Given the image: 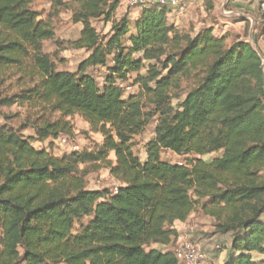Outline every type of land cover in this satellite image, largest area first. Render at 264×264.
<instances>
[{
    "label": "trees",
    "instance_id": "trees-1",
    "mask_svg": "<svg viewBox=\"0 0 264 264\" xmlns=\"http://www.w3.org/2000/svg\"><path fill=\"white\" fill-rule=\"evenodd\" d=\"M37 2L0 0V87L15 89L0 108L33 118L0 124V264H178L174 224L195 211L230 235L221 264H264V53L247 42L248 22L234 20L245 38L220 33L209 0L188 29L158 3L117 17L120 0ZM64 13L80 27L74 40L57 38ZM254 18L261 35V11ZM67 51L86 54L74 71L59 70ZM76 117L100 141L52 155L59 136L74 138ZM151 121L141 161L134 140ZM101 169L114 189L87 188Z\"/></svg>",
    "mask_w": 264,
    "mask_h": 264
},
{
    "label": "rangeland",
    "instance_id": "rangeland-1",
    "mask_svg": "<svg viewBox=\"0 0 264 264\" xmlns=\"http://www.w3.org/2000/svg\"><path fill=\"white\" fill-rule=\"evenodd\" d=\"M230 1L232 0H227L224 4V8L226 9V11H229ZM241 8L242 7H234V9H236L240 14H247V12L243 8V10ZM34 9L40 11H47L49 9V0H38L36 5L34 6ZM223 11L225 10L223 9ZM226 11L225 13H229ZM237 18L238 17H231L228 18V20L234 22V20ZM61 19L62 20L58 24V28L56 30L57 38L61 40L76 39L79 34L80 27L76 24H73L69 18V15L66 13L62 14ZM219 26L223 27V25ZM229 34L233 35L235 33H233L232 31L229 32ZM241 34H243V31L241 32ZM247 42L250 43V41ZM44 50L45 52L50 53V55L53 56V54L51 53L54 50L53 43L45 42ZM62 56L67 60V63L65 66H61L59 70L61 69L66 71H74L79 61L83 58L84 53L67 51ZM93 75L96 78L97 82L100 84L101 72H94ZM12 81L13 80L5 82V84L0 87V94L1 92L3 93V95L5 93H14L15 89L13 88L14 85L11 83ZM136 93V88L131 87V89L127 92L126 96L128 94ZM30 114L26 107L21 108L17 105H14L12 107H3L0 108V124L3 123V117L7 116V121L9 122V124L17 128L23 123H28V119H33L28 118V116H32V113ZM72 122L74 124V138H67V145H55L54 148L52 146V155L54 154V156H61L73 150L90 149L92 148L93 144L100 141V137L98 135L89 133L88 126L81 119L76 117L72 120ZM154 127L155 121H151L146 127L145 131L140 136L136 137L134 140V153L140 158L141 161H143L146 157L144 147L145 144L153 138ZM21 134L24 136H30L33 135V132L31 128H28L23 129ZM34 147L39 148V145L34 144ZM161 158L164 161H168L171 163H183V161L187 157L177 156L170 152H163ZM86 182L87 188L94 190L102 188L114 189L117 185V182L113 178H111L109 172L105 169H101L98 172L88 174L86 177ZM177 233L178 239H191L193 243L197 246V248L206 256L207 261L210 264H217V260L221 258L223 260L224 258H226L227 252L225 251L227 250V244L230 240V235H222L217 233L215 229V221L212 218L203 215L201 211H195L193 215L189 217L186 224H184L183 227H181L180 229L178 228Z\"/></svg>",
    "mask_w": 264,
    "mask_h": 264
},
{
    "label": "crops",
    "instance_id": "crops-1",
    "mask_svg": "<svg viewBox=\"0 0 264 264\" xmlns=\"http://www.w3.org/2000/svg\"><path fill=\"white\" fill-rule=\"evenodd\" d=\"M142 1L144 5L145 4L153 5L158 0H142ZM206 1L207 0H184L179 5V7L174 8L173 11L169 14L170 22L174 24L176 28L188 29L190 24L196 22L199 16H202V17L206 16L205 9H204V3ZM209 1L212 2V10H211L210 16L215 18V22H217L216 26L223 25V27H220V30H219L220 33H225V32L229 33L233 31V33H235L233 34L234 36H240L241 38H245L244 37V28H245L244 23L242 21L231 22L230 20H228V18H231V17H238L237 18L238 20H244L248 22L249 24V26L247 27V31H246V40L251 42L255 38L257 45H258V47L256 48L259 51H262L264 53V24L261 28V31H262L261 35H258L257 30H255L254 28L255 27L254 16H257L260 13V8H259V4L257 0H232L230 1L229 11H226V9L224 8L225 7L224 4L226 3L227 0H209ZM127 2L128 0H120V4L116 12L117 17H120L122 14L126 12L127 7H129L127 5L128 4ZM234 7H238V8L242 7L247 12V14H240L236 9H234ZM223 9L226 12H230L231 15H228V17L225 16L223 14ZM140 10H141L140 8H131L130 18L134 20L139 15ZM247 17H249L251 20L247 19ZM211 23L212 22L210 20L206 22L207 25ZM95 26L98 30L102 31L103 33H107L111 28L110 23H107V24L97 23L95 24ZM199 27L200 26H198L197 28ZM218 27L216 28L218 29ZM242 31H243V34H241ZM74 52L84 53L83 58L86 56L85 52L83 51H74ZM184 224L186 223L177 222L174 224V228L177 229L178 231V228L180 229L181 227H183ZM225 252H227V250ZM224 260L225 258L223 260L222 258L217 260V264H221Z\"/></svg>",
    "mask_w": 264,
    "mask_h": 264
},
{
    "label": "built area",
    "instance_id": "built-area-1",
    "mask_svg": "<svg viewBox=\"0 0 264 264\" xmlns=\"http://www.w3.org/2000/svg\"><path fill=\"white\" fill-rule=\"evenodd\" d=\"M183 1L184 0H158L156 3L170 8H175ZM257 2L264 17V0H257ZM127 3L129 7H134L143 4V1L128 0ZM129 90L130 87L126 86L125 91L128 92ZM67 138V136H59L53 141L54 145H67ZM172 253L174 254L178 264H210L207 261L206 256L197 248L193 241L189 239H178L172 248Z\"/></svg>",
    "mask_w": 264,
    "mask_h": 264
},
{
    "label": "water",
    "instance_id": "water-1",
    "mask_svg": "<svg viewBox=\"0 0 264 264\" xmlns=\"http://www.w3.org/2000/svg\"><path fill=\"white\" fill-rule=\"evenodd\" d=\"M224 15H231V13H225V11H223ZM247 19L251 20L249 17H247ZM250 44L255 48L257 54L259 55L260 58H262V54L260 53V51L256 48L255 44L253 43V41L250 42Z\"/></svg>",
    "mask_w": 264,
    "mask_h": 264
}]
</instances>
